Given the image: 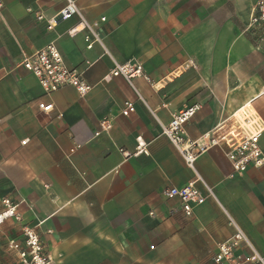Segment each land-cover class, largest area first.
<instances>
[{
	"label": "crops",
	"instance_id": "0c3cea01",
	"mask_svg": "<svg viewBox=\"0 0 264 264\" xmlns=\"http://www.w3.org/2000/svg\"><path fill=\"white\" fill-rule=\"evenodd\" d=\"M258 1L76 0L102 41L87 50L83 32L67 35L77 18L49 31L34 16H54L64 0H0V211L5 198L17 204L54 264H214L217 245L234 233L230 219L264 257V166L232 176L224 148L212 147L193 171L160 128L192 106L189 140L254 118L264 155V52L246 32ZM49 43L92 87L85 97L71 87L45 95L17 67ZM125 63L140 64L149 82L104 81ZM124 102L134 106L128 117ZM105 120L110 130L96 135ZM138 136L148 155L124 159ZM196 175L214 199L186 218L161 191ZM10 239L22 240L12 220L0 228V264H19L5 250Z\"/></svg>",
	"mask_w": 264,
	"mask_h": 264
},
{
	"label": "built area",
	"instance_id": "2783aa9c",
	"mask_svg": "<svg viewBox=\"0 0 264 264\" xmlns=\"http://www.w3.org/2000/svg\"><path fill=\"white\" fill-rule=\"evenodd\" d=\"M34 1L39 3L51 0ZM2 6L0 3V9ZM28 12H31V9H28ZM34 16L38 21H44L49 31L53 30L57 23L68 21L75 17L78 20V24L67 32L69 37H74L83 32L87 50H90L94 44L101 45L102 43L96 32L98 24L90 23L85 19L77 6L76 0H64L63 7L50 18H46L40 11L34 12ZM104 21L105 18L100 19V22ZM246 32L254 37L256 46L264 52V0H259L255 4ZM191 65L193 66L192 63ZM17 67L31 74L37 80L45 95H51L65 87H71L75 89L79 97H85L92 89L85 82L79 70L70 69L66 66L60 52L53 43H49L36 52L22 54ZM114 77H122L129 84L136 78H144L149 82L142 66L134 63L116 64L104 77V81H109ZM259 96L264 97V89ZM38 107L42 112H50L52 110V104H40ZM197 110L198 106L184 109L172 115L167 125H160L161 134L170 141L188 168L194 171L196 159L212 147L224 148L225 157L232 169V176L240 177L250 167L258 169L264 166V155L259 145L260 132H252L250 128L253 121L250 123L247 119L233 120L231 123L219 126L198 139H186L184 126L195 115ZM132 113H134L133 104L124 102L120 115L128 117ZM110 128L111 122L105 120L100 124V131L96 135L107 133ZM135 143L136 146L132 153L120 151L124 159L148 155V144L142 137H136ZM198 183L202 185L203 190L197 187ZM161 194L168 199H177L186 218L191 217L193 210L202 206L206 199H214L212 190L197 175L186 186L181 188L167 187L161 191ZM1 205L0 228L8 220H12L19 228L22 237L21 241L16 239L8 240L5 245L6 252L15 254L19 264H54L44 248L37 226L31 227L27 225L18 211L17 204H14L10 199H3ZM229 222L234 229V233L226 241L217 245L213 263L264 264V257L255 250L245 233L231 219ZM245 250L248 254L245 253Z\"/></svg>",
	"mask_w": 264,
	"mask_h": 264
},
{
	"label": "bare ground",
	"instance_id": "6f19581e",
	"mask_svg": "<svg viewBox=\"0 0 264 264\" xmlns=\"http://www.w3.org/2000/svg\"><path fill=\"white\" fill-rule=\"evenodd\" d=\"M249 109H250L249 104L245 105L244 107H242V108L240 109V110L242 111V115H243L244 117H247L248 112H249ZM246 119H247V118H246ZM252 120H256V119L252 118Z\"/></svg>",
	"mask_w": 264,
	"mask_h": 264
},
{
	"label": "rangeland",
	"instance_id": "374dc122",
	"mask_svg": "<svg viewBox=\"0 0 264 264\" xmlns=\"http://www.w3.org/2000/svg\"><path fill=\"white\" fill-rule=\"evenodd\" d=\"M247 120H249V121H250V123L253 121V120H252V118H247ZM249 121H248V122H249Z\"/></svg>",
	"mask_w": 264,
	"mask_h": 264
}]
</instances>
